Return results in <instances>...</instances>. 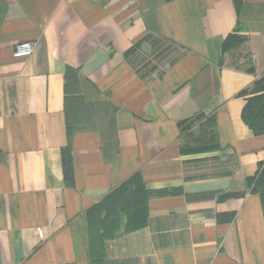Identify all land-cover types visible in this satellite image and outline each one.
Returning a JSON list of instances; mask_svg holds the SVG:
<instances>
[{
	"label": "crops",
	"instance_id": "0c3cea01",
	"mask_svg": "<svg viewBox=\"0 0 264 264\" xmlns=\"http://www.w3.org/2000/svg\"><path fill=\"white\" fill-rule=\"evenodd\" d=\"M263 77L264 0H0V264H92L87 212L133 176L102 264H264Z\"/></svg>",
	"mask_w": 264,
	"mask_h": 264
},
{
	"label": "trees",
	"instance_id": "16d2710c",
	"mask_svg": "<svg viewBox=\"0 0 264 264\" xmlns=\"http://www.w3.org/2000/svg\"><path fill=\"white\" fill-rule=\"evenodd\" d=\"M263 91L256 97L255 103L248 107L254 114L253 121L248 119L243 110V119L257 129L255 121L264 123V77L255 83ZM63 174L68 183L72 182L71 156L63 149ZM252 190L257 191L264 207V162L261 163L257 175L252 180ZM148 195L138 182L136 176L124 181L112 190L87 212V237L89 257L92 264H102L104 258L105 241L115 236L116 232L124 227L125 230H134L144 224L142 205L144 196Z\"/></svg>",
	"mask_w": 264,
	"mask_h": 264
},
{
	"label": "built area",
	"instance_id": "2783aa9c",
	"mask_svg": "<svg viewBox=\"0 0 264 264\" xmlns=\"http://www.w3.org/2000/svg\"><path fill=\"white\" fill-rule=\"evenodd\" d=\"M33 49H34L33 42L21 41L15 45L12 55L14 57H26L31 55ZM36 232L40 237H42V229L40 227H37Z\"/></svg>",
	"mask_w": 264,
	"mask_h": 264
}]
</instances>
